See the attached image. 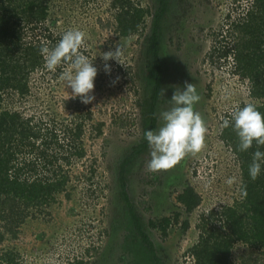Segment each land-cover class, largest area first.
I'll list each match as a JSON object with an SVG mask.
<instances>
[{
	"label": "rangeland",
	"instance_id": "374dc122",
	"mask_svg": "<svg viewBox=\"0 0 264 264\" xmlns=\"http://www.w3.org/2000/svg\"><path fill=\"white\" fill-rule=\"evenodd\" d=\"M139 1L153 8V0ZM250 3L251 0H175L167 16L163 59L169 61L170 68L164 99L157 111L158 128L162 124L160 113L173 106L171 97L176 88L183 90L185 81L195 84L201 96L194 109L201 113L208 128L206 146L200 153L185 157L168 171L152 173L146 167L151 158L148 147L130 174L131 199L146 220L181 213L180 223L173 225L167 236L153 230L167 253V264H194L189 249L198 240L200 215L214 205L233 203L239 197L241 166L220 134L222 120L235 106L251 101L249 82L234 73L231 57L219 60L215 51L231 43L228 21L243 15ZM53 18L57 33L63 34L69 28L86 32L83 51L95 57L93 63L98 69L95 100L84 104L79 97L66 99L71 89L60 79L68 67L64 64L61 71L57 68L55 72L35 73L31 93L23 98L6 95L4 104L36 118H55L72 125L81 119V114L90 112L83 136L87 155L69 168L70 197L59 195L57 203L39 216L27 218L16 232L8 231L0 216V232L4 233L0 253L17 254L18 264H78L81 259L83 264H133L139 246L125 213H119L117 219L114 179L123 156L142 133L144 115L139 103L151 94L145 80L147 29L119 39L110 0H56ZM116 44L122 48L125 66L109 60V75L100 54L114 50ZM117 75L120 80L110 86ZM99 123H103L101 135L95 129ZM230 177L235 178L231 185L226 182ZM188 186H193L202 198L191 214L177 201V195ZM185 218L190 220L187 230L181 226ZM233 252L237 264H264L262 250L237 243Z\"/></svg>",
	"mask_w": 264,
	"mask_h": 264
},
{
	"label": "trees",
	"instance_id": "16d2710c",
	"mask_svg": "<svg viewBox=\"0 0 264 264\" xmlns=\"http://www.w3.org/2000/svg\"><path fill=\"white\" fill-rule=\"evenodd\" d=\"M174 2L153 0L150 8L139 0H110L119 39L142 34L147 29L145 80L146 90L151 89V94L139 103L144 115L142 133L123 156L114 179L117 219L119 213H125L139 246L133 264H167V253L153 236V230L167 236L181 217L180 212H174L171 216L146 220L129 192L133 167L149 147L144 133L158 130L157 111L164 99L160 90L164 89L170 68L169 61L163 59L164 28ZM55 4L56 0H0V216L6 222L5 228L13 232L27 218L46 212L47 207L58 202L59 195L70 197L69 168L87 155L83 136L90 112L86 116L81 114V119L72 125L59 123L55 118H36L4 104L6 95L27 97L34 74L47 70L40 49L45 44L54 47L62 35L53 28ZM227 26L232 40L220 34L231 43L219 47L216 58L226 61L231 57L234 73L249 82L250 102L264 114V0H251L246 12L228 21ZM63 65L57 67L58 71ZM227 119L230 125L222 129L220 137L238 157L240 193L233 203L213 207L200 215L198 240L189 249L194 264H237L233 255L237 243L264 252V163L256 180L249 175L253 153L258 147L264 152V146H257L254 141L250 149L240 151L234 121L230 115ZM95 129L101 135L103 123ZM177 201L191 214L202 198L193 186H188L177 195ZM181 226L189 229L190 220L185 218ZM3 238L4 233L0 232V242ZM83 263L78 260V264ZM0 264H18L17 254L0 253Z\"/></svg>",
	"mask_w": 264,
	"mask_h": 264
},
{
	"label": "clouds",
	"instance_id": "9594fccd",
	"mask_svg": "<svg viewBox=\"0 0 264 264\" xmlns=\"http://www.w3.org/2000/svg\"><path fill=\"white\" fill-rule=\"evenodd\" d=\"M86 39L85 31L69 28L54 47L50 48L45 44L41 47L40 53L48 71L55 72L62 63L68 65L60 75V79L66 82V87L71 89L66 99L79 97L81 103L90 104L95 100L94 81L98 69L93 63L95 57L90 58L81 51L86 50ZM122 54L119 44L115 45L114 50L110 49L100 54L104 61L103 69L107 74L110 75L112 71L109 60L125 66L121 59ZM119 80L120 77L117 75L111 80L110 86H114ZM164 94L165 89H161L160 96L164 97ZM200 99L195 84L185 81L183 90L176 88L171 97L173 106L160 113L162 124L158 130H148L144 133L150 149L151 158L146 165L149 172L168 171L185 157L198 154L205 148L208 128L201 113L194 109V105ZM230 116L240 141L238 145L240 151L250 149L254 141L257 146H264V114L254 103L245 102L243 107L236 105ZM229 125L230 120L223 119L221 129ZM262 163L264 152L258 147L249 165V175L253 181L260 175ZM226 182L231 185L235 178L230 177Z\"/></svg>",
	"mask_w": 264,
	"mask_h": 264
}]
</instances>
